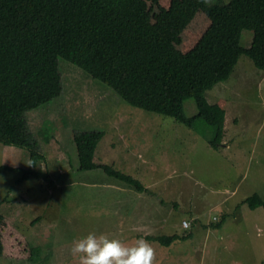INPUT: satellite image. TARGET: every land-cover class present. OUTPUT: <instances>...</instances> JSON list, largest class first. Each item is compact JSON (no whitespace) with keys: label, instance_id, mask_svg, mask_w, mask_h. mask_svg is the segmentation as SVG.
Masks as SVG:
<instances>
[{"label":"rangeland","instance_id":"rangeland-1","mask_svg":"<svg viewBox=\"0 0 264 264\" xmlns=\"http://www.w3.org/2000/svg\"><path fill=\"white\" fill-rule=\"evenodd\" d=\"M252 42L253 32L244 29L242 47ZM60 70L61 96L27 113L45 156L36 168L51 177L25 179L30 151L0 142V212L40 258L0 257V264H78L69 249L89 232L125 244L143 237L156 250V264H264V208L245 203L255 194L264 199V72L249 57L206 93L211 104L227 101L218 147L210 143L215 129L202 119L189 126L134 107L64 59ZM184 110L195 116L196 100L187 99ZM95 130L105 134L98 162L140 180L146 193L102 168L79 170L74 133ZM175 234L191 238L170 246L147 238Z\"/></svg>","mask_w":264,"mask_h":264},{"label":"trees","instance_id":"trees-1","mask_svg":"<svg viewBox=\"0 0 264 264\" xmlns=\"http://www.w3.org/2000/svg\"><path fill=\"white\" fill-rule=\"evenodd\" d=\"M244 29L253 32L250 48L240 43ZM242 56L264 72V0H0V142L30 151L32 168L24 169L25 179L51 177L36 168L45 156L28 128L27 113L61 96L64 59L134 107L189 126L202 119L215 129L210 143L218 147L226 133L227 101L211 104L206 93L231 77ZM189 98L198 107L192 117L184 110ZM104 135L74 133L79 170L102 168L146 192L140 180L98 162ZM245 203L252 210L264 208L258 194ZM149 238L170 246L191 234ZM0 257L40 258L1 212Z\"/></svg>","mask_w":264,"mask_h":264},{"label":"clouds","instance_id":"clouds-1","mask_svg":"<svg viewBox=\"0 0 264 264\" xmlns=\"http://www.w3.org/2000/svg\"><path fill=\"white\" fill-rule=\"evenodd\" d=\"M69 253L78 264H156V250L143 237L125 244L107 234L89 232L73 241Z\"/></svg>","mask_w":264,"mask_h":264},{"label":"crops","instance_id":"crops-1","mask_svg":"<svg viewBox=\"0 0 264 264\" xmlns=\"http://www.w3.org/2000/svg\"><path fill=\"white\" fill-rule=\"evenodd\" d=\"M147 190H148V188H147V186H144ZM147 192V191H146ZM146 192H144V193H146ZM147 238H149V236H147Z\"/></svg>","mask_w":264,"mask_h":264},{"label":"built area","instance_id":"built-area-1","mask_svg":"<svg viewBox=\"0 0 264 264\" xmlns=\"http://www.w3.org/2000/svg\"><path fill=\"white\" fill-rule=\"evenodd\" d=\"M185 226H188V223H185Z\"/></svg>","mask_w":264,"mask_h":264}]
</instances>
